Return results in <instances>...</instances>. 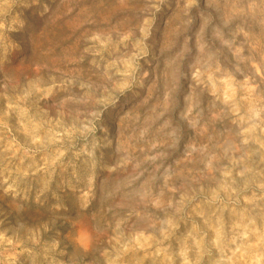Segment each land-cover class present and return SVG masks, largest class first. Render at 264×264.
<instances>
[{
	"label": "rangeland",
	"instance_id": "374dc122",
	"mask_svg": "<svg viewBox=\"0 0 264 264\" xmlns=\"http://www.w3.org/2000/svg\"><path fill=\"white\" fill-rule=\"evenodd\" d=\"M0 264H264V0H0Z\"/></svg>",
	"mask_w": 264,
	"mask_h": 264
}]
</instances>
